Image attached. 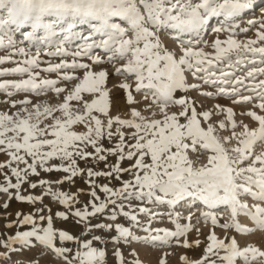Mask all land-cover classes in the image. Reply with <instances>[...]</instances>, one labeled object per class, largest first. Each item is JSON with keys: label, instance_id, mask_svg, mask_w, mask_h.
Segmentation results:
<instances>
[{"label": "rangeland", "instance_id": "obj_1", "mask_svg": "<svg viewBox=\"0 0 264 264\" xmlns=\"http://www.w3.org/2000/svg\"><path fill=\"white\" fill-rule=\"evenodd\" d=\"M0 264H264V0H0Z\"/></svg>", "mask_w": 264, "mask_h": 264}]
</instances>
